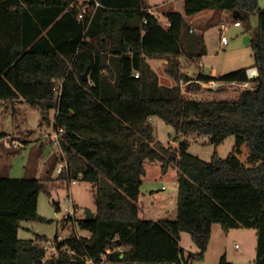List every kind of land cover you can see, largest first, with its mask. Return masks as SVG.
Segmentation results:
<instances>
[{"label": "trees", "instance_id": "16d2710c", "mask_svg": "<svg viewBox=\"0 0 264 264\" xmlns=\"http://www.w3.org/2000/svg\"><path fill=\"white\" fill-rule=\"evenodd\" d=\"M150 10L147 0H0V101L55 110L68 162L48 181L0 176V264H191L182 233L203 260L217 223L225 231L255 229V264H264V8L258 0H184V13L164 14L169 26ZM209 10L241 26L247 16L258 18L253 66L215 77L181 72V58L207 55L204 35L191 32L186 17ZM149 60H167L176 84L161 85ZM194 80L201 90L212 81L248 86L237 101H208L183 92ZM153 118L186 139L156 141ZM232 135L248 144V164L236 154L215 153L207 162L188 152L192 137L219 146ZM147 162L161 163L164 174L177 169L176 219L139 216ZM77 179L95 188V219L76 220L90 236L56 237L59 256L46 259L48 238H21L22 223L45 221L40 193ZM220 264L230 263L223 257Z\"/></svg>", "mask_w": 264, "mask_h": 264}, {"label": "rangeland", "instance_id": "374dc122", "mask_svg": "<svg viewBox=\"0 0 264 264\" xmlns=\"http://www.w3.org/2000/svg\"><path fill=\"white\" fill-rule=\"evenodd\" d=\"M259 6L264 8V0H258ZM147 4L154 14L166 24L165 13L179 11L184 13V0H147ZM210 11H204L192 17H186V23L195 33L203 34L207 46V55L201 60L188 62L181 58V72L196 78L199 73L210 75L214 69L218 75H224L240 69L248 68L256 63L252 40L258 30L256 16L245 17L241 27H235L233 20H227V14L216 12L210 17ZM229 23L225 31L229 43L224 46L221 42V24ZM247 39L250 42H247ZM165 61V60H164ZM159 60L152 66L158 75L161 85L174 86L173 77L167 73L168 63ZM182 84L183 92L190 97L208 101L234 102L240 97L244 87L227 83H208L205 89H198L197 83ZM55 110L44 112L41 107L33 106L26 101L7 102L0 101V134L5 137L0 139V176L12 178H36L48 181L59 177L57 171V156L63 154L61 146L55 143L50 136L54 133ZM154 136L156 141L165 145H178L185 140L172 125L160 118H153ZM19 139L24 146L8 149L4 139ZM188 152L204 161H211L215 153L221 159H227L232 154L248 164L250 155L247 143L239 146L238 139L232 135L219 146H216L206 137L190 138ZM240 149L241 152L238 151ZM147 175L144 178V192L154 191L160 198L167 199L168 211L161 217L176 219L173 213L178 209V173L176 168H171L166 174L162 172L161 163H146ZM95 188L91 183L77 179V184L72 182L65 187L52 190L51 195L45 191L40 193L38 213L45 221H25L20 236L23 239H33L36 235L45 236L49 241L56 237L66 239L72 233L87 236L89 232L65 221V208L70 206L68 196L71 195L74 204L86 210L96 209ZM61 209H58V204ZM82 214H79L81 217ZM157 215L153 218L157 219ZM257 231L251 228H234L225 231L221 224L213 225L212 236L208 250L203 260L197 257L200 252L189 233L181 235L180 245L186 258L192 259L191 264H220L226 257L230 264H255L257 254ZM103 264H112L108 261Z\"/></svg>", "mask_w": 264, "mask_h": 264}, {"label": "built area", "instance_id": "2783aa9c", "mask_svg": "<svg viewBox=\"0 0 264 264\" xmlns=\"http://www.w3.org/2000/svg\"><path fill=\"white\" fill-rule=\"evenodd\" d=\"M152 12V10H150ZM87 12V10L85 9L82 14H80V18H83L84 14ZM153 13V12H152ZM154 14V13H153ZM166 26H169L170 23L166 22L165 24ZM234 26L235 27H241V23L237 22V23H234ZM230 27L229 23H222L221 24V31H222V36H221V42L224 46H227L228 43H229V40L227 38V36L224 34L225 31ZM194 29L191 28V32H193ZM135 77L136 78H139L140 77V72H136L135 73ZM211 83H214V82H211ZM151 122H153V119H151ZM64 134V129H60L58 131H54V133H52V135L50 136V138L57 144L60 145L61 143V136ZM4 143H5V147H7L8 149H14V148H18V147H22L24 146L22 144V142L19 140V139H13L11 138L10 140L5 138L4 139ZM62 160L61 162L59 163V166H58V173L61 174L62 172L64 171H67L68 170V162L67 160L65 159V154L63 153L62 154ZM73 184H77V180H73L72 181ZM68 202L70 203V206L69 207H66L65 208V221L67 223L71 222L73 223L75 226H76V220L79 219V218H82L86 216V210H84L83 208H81L79 205H75L74 204V201L70 196H68ZM59 209L60 206H59ZM79 214H82L81 217L79 216ZM76 232V231H75ZM63 239L61 237H59L58 241H62ZM57 240L55 241H48V242H45L43 244V247L45 248L46 250V259H51V258H56L59 256V249L57 247V243H58ZM109 253L111 252L110 250L108 251Z\"/></svg>", "mask_w": 264, "mask_h": 264}, {"label": "crops", "instance_id": "0c3cea01", "mask_svg": "<svg viewBox=\"0 0 264 264\" xmlns=\"http://www.w3.org/2000/svg\"><path fill=\"white\" fill-rule=\"evenodd\" d=\"M88 0H80V4H84L85 2H87ZM152 10V9H151ZM153 11V10H152ZM154 13V11H153ZM210 17H212V15H214L216 12L215 11H210ZM159 62V60H149V64L151 66V68L155 71V68H153V64ZM164 63H168V61H164ZM210 76H218V72L216 69H214L212 71V73L210 74ZM215 84L218 85V83L220 82H216V81H212ZM211 83V82H210ZM231 84H235V85H241L244 88L247 87V84H237V83H231ZM147 175V173H146ZM145 175V176H146ZM143 177V185L144 186V178ZM179 184L177 185V189H178ZM138 206H139V216L143 219H147V218H153L154 215H157V219H153V220H158V219H166L161 217V215H164L166 213H169L170 211H168V204H167V199H163L160 198L159 195L157 193H154V191H151V193L149 192H144L141 188V194L139 197V201H138ZM96 212V209L94 210ZM175 216L178 215V209L174 211L173 213ZM173 220V219H172ZM88 237L90 235H87ZM112 264H124V263H112Z\"/></svg>", "mask_w": 264, "mask_h": 264}, {"label": "water", "instance_id": "95a60500", "mask_svg": "<svg viewBox=\"0 0 264 264\" xmlns=\"http://www.w3.org/2000/svg\"><path fill=\"white\" fill-rule=\"evenodd\" d=\"M240 15H241V12L240 11H236L235 12V16H240ZM247 42H250V40L247 39ZM88 75H89V72L88 71L83 75V79L85 81L88 80ZM85 212H86V216H85V219L86 220H93V219H95V217H96V212L95 211L87 208Z\"/></svg>", "mask_w": 264, "mask_h": 264}, {"label": "bare ground", "instance_id": "6f19581e", "mask_svg": "<svg viewBox=\"0 0 264 264\" xmlns=\"http://www.w3.org/2000/svg\"><path fill=\"white\" fill-rule=\"evenodd\" d=\"M151 12V11H150ZM153 12V11H152ZM155 15V14H154Z\"/></svg>", "mask_w": 264, "mask_h": 264}]
</instances>
